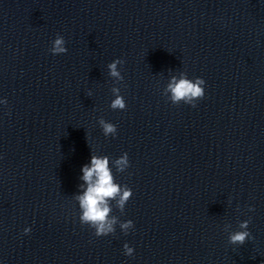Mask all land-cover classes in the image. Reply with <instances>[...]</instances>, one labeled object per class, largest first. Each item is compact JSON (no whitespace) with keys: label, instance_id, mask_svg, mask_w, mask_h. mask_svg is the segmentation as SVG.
<instances>
[{"label":"clouds","instance_id":"1","mask_svg":"<svg viewBox=\"0 0 264 264\" xmlns=\"http://www.w3.org/2000/svg\"><path fill=\"white\" fill-rule=\"evenodd\" d=\"M65 40L62 36L57 35L53 41L50 51L54 55L64 54L67 52L65 47ZM120 59L114 60L108 65L109 74L117 81H122L123 76L118 70V65L122 64ZM205 81L202 78L191 80L186 74H181L179 78L173 76L166 88L169 94V100L173 104H180L181 102L196 106V102L202 99L205 95L204 89ZM115 98L112 100L110 107L113 110H124L126 103L124 98L119 95L120 89L112 88ZM7 100H0V104H6ZM99 125L103 130V134L107 136H115L117 132L116 125L106 122L103 118L99 119ZM117 171L123 172L129 167V160L127 153L115 160ZM83 175L81 179L87 185L82 194L76 196L80 208V222L83 225H88L95 230L96 236H107L115 232V225L118 223V218L110 215L112 207L110 201H116V207L123 212L126 203L132 197L133 193L127 186L121 187L114 182L112 171L109 168V160L107 157L92 156L90 165H85L81 169ZM83 188L84 185H81ZM251 210V209H250ZM249 220H245L239 224V231H233L229 234V243L233 245H243L248 238H250ZM121 230L125 233L133 228V221L128 220L119 224ZM230 227V225H227ZM25 233L30 232L26 228ZM125 255L131 256L133 248L128 244L124 245Z\"/></svg>","mask_w":264,"mask_h":264}]
</instances>
